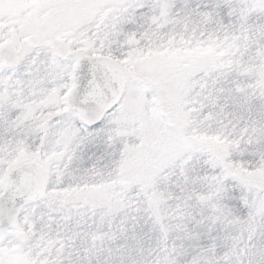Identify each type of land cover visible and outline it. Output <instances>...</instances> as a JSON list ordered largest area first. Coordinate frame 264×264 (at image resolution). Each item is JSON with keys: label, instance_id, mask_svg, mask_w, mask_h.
I'll use <instances>...</instances> for the list:
<instances>
[{"label": "snow or ice", "instance_id": "6c2138e0", "mask_svg": "<svg viewBox=\"0 0 264 264\" xmlns=\"http://www.w3.org/2000/svg\"><path fill=\"white\" fill-rule=\"evenodd\" d=\"M0 264H264V0H0Z\"/></svg>", "mask_w": 264, "mask_h": 264}]
</instances>
